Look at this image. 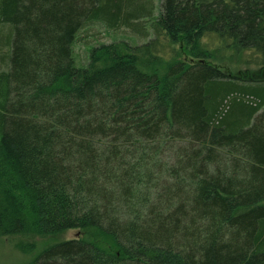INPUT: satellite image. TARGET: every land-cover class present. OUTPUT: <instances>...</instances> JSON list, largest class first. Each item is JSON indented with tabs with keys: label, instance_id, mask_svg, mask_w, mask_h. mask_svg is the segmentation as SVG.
<instances>
[{
	"label": "trees",
	"instance_id": "trees-1",
	"mask_svg": "<svg viewBox=\"0 0 264 264\" xmlns=\"http://www.w3.org/2000/svg\"><path fill=\"white\" fill-rule=\"evenodd\" d=\"M92 24L145 42L76 68ZM3 238L46 242L26 264H264V0H0Z\"/></svg>",
	"mask_w": 264,
	"mask_h": 264
},
{
	"label": "rangeland",
	"instance_id": "rangeland-1",
	"mask_svg": "<svg viewBox=\"0 0 264 264\" xmlns=\"http://www.w3.org/2000/svg\"><path fill=\"white\" fill-rule=\"evenodd\" d=\"M130 31L123 26L117 29H108L104 25L92 24L84 28L79 34L73 46V60L76 68H84L88 62V51L101 44L113 42H130L141 44L145 39L134 38ZM77 237V231H68L62 237L63 240H70ZM46 242L38 243L36 250L25 255L17 252L13 242L7 238L0 239V264H26L31 261L43 248Z\"/></svg>",
	"mask_w": 264,
	"mask_h": 264
}]
</instances>
